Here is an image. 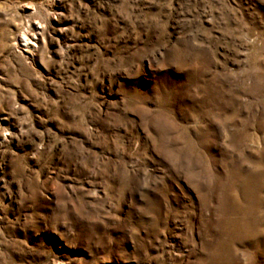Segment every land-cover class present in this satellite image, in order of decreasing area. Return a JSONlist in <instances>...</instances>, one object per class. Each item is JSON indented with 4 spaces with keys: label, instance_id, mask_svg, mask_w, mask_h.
Here are the masks:
<instances>
[{
    "label": "rangeland",
    "instance_id": "374dc122",
    "mask_svg": "<svg viewBox=\"0 0 264 264\" xmlns=\"http://www.w3.org/2000/svg\"><path fill=\"white\" fill-rule=\"evenodd\" d=\"M0 264H264V0H0Z\"/></svg>",
    "mask_w": 264,
    "mask_h": 264
},
{
    "label": "bare ground",
    "instance_id": "6f19581e",
    "mask_svg": "<svg viewBox=\"0 0 264 264\" xmlns=\"http://www.w3.org/2000/svg\"><path fill=\"white\" fill-rule=\"evenodd\" d=\"M28 36L29 34L27 31L21 32L19 34L20 41L18 39V41L15 44L16 48H19L20 50L24 49V51H32L33 49H31V46L34 48L36 47L35 42L37 40V37H36L37 34L32 33V35H30L29 37Z\"/></svg>",
    "mask_w": 264,
    "mask_h": 264
}]
</instances>
